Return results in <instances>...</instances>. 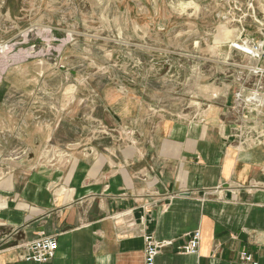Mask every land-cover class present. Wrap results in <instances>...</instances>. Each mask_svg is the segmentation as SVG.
<instances>
[{"label":"crops","instance_id":"0c3cea01","mask_svg":"<svg viewBox=\"0 0 264 264\" xmlns=\"http://www.w3.org/2000/svg\"><path fill=\"white\" fill-rule=\"evenodd\" d=\"M253 77L248 70L239 88L261 83ZM230 90L201 115L163 117L135 140L89 114L55 162L0 157V264H36L22 256L40 233L58 244L45 264H144V235L171 242L155 264H240L242 252L264 264V111L238 113ZM31 122L35 150L52 153L60 121L37 112ZM1 138L3 154L18 152ZM194 231L196 253L186 254Z\"/></svg>","mask_w":264,"mask_h":264},{"label":"rangeland","instance_id":"374dc122","mask_svg":"<svg viewBox=\"0 0 264 264\" xmlns=\"http://www.w3.org/2000/svg\"><path fill=\"white\" fill-rule=\"evenodd\" d=\"M244 44L264 45V0H0V138L18 151L0 157L55 162L89 114L135 140L201 115L223 88L233 105L246 72L264 69ZM36 111L60 121L52 153L35 150Z\"/></svg>","mask_w":264,"mask_h":264},{"label":"built area","instance_id":"2783aa9c","mask_svg":"<svg viewBox=\"0 0 264 264\" xmlns=\"http://www.w3.org/2000/svg\"><path fill=\"white\" fill-rule=\"evenodd\" d=\"M260 55H253L255 59L260 61L264 59V45L260 44ZM254 49L259 47V45H252ZM249 54V53H248ZM252 74L256 76H261L264 74V69L258 67V65L251 68ZM233 109L238 113L246 109L252 113H259L264 111V88L257 85L250 88L246 93L237 92L234 94L233 99ZM189 240L185 247H183V252L186 254L196 253L199 244V231H194L188 235ZM144 264H155L156 257L160 251L171 245L169 241H156L151 235H144ZM58 249L57 241L52 236H46L44 233L27 244V254L22 256V259L26 262H32L36 264H45L52 260ZM240 264H258L257 261L253 260L252 257L242 252L240 255Z\"/></svg>","mask_w":264,"mask_h":264},{"label":"bare ground","instance_id":"6f19581e","mask_svg":"<svg viewBox=\"0 0 264 264\" xmlns=\"http://www.w3.org/2000/svg\"><path fill=\"white\" fill-rule=\"evenodd\" d=\"M240 49L244 52H247L249 54H253L254 56L255 55H260V47L261 45H259V47H257L256 49H254V47L250 44H244L243 46H239Z\"/></svg>","mask_w":264,"mask_h":264}]
</instances>
